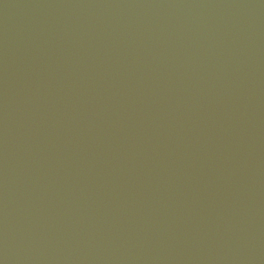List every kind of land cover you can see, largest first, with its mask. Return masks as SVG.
Segmentation results:
<instances>
[{
	"label": "water",
	"instance_id": "1",
	"mask_svg": "<svg viewBox=\"0 0 264 264\" xmlns=\"http://www.w3.org/2000/svg\"><path fill=\"white\" fill-rule=\"evenodd\" d=\"M0 264H264V0H0Z\"/></svg>",
	"mask_w": 264,
	"mask_h": 264
}]
</instances>
